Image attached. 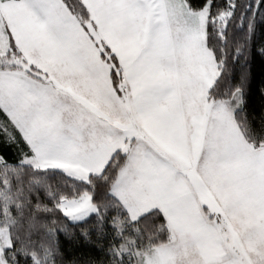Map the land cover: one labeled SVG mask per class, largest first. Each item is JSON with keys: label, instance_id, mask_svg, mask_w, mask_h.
<instances>
[{"label": "snow or ice", "instance_id": "obj_1", "mask_svg": "<svg viewBox=\"0 0 264 264\" xmlns=\"http://www.w3.org/2000/svg\"><path fill=\"white\" fill-rule=\"evenodd\" d=\"M0 264H264V0H0Z\"/></svg>", "mask_w": 264, "mask_h": 264}, {"label": "trees", "instance_id": "obj_2", "mask_svg": "<svg viewBox=\"0 0 264 264\" xmlns=\"http://www.w3.org/2000/svg\"><path fill=\"white\" fill-rule=\"evenodd\" d=\"M257 71H258V69H257Z\"/></svg>", "mask_w": 264, "mask_h": 264}]
</instances>
